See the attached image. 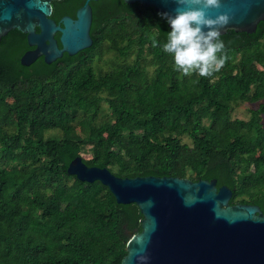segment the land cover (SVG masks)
<instances>
[{
  "label": "trees",
  "instance_id": "trees-1",
  "mask_svg": "<svg viewBox=\"0 0 264 264\" xmlns=\"http://www.w3.org/2000/svg\"><path fill=\"white\" fill-rule=\"evenodd\" d=\"M85 1H53L51 17ZM91 6L93 46L75 56L27 67V35L0 41V264H122L141 211L70 175L78 157L120 178L216 180L264 213V22L221 36L224 67L201 77L163 51L171 29L154 9ZM245 103L258 108L235 118Z\"/></svg>",
  "mask_w": 264,
  "mask_h": 264
},
{
  "label": "water",
  "instance_id": "water-1",
  "mask_svg": "<svg viewBox=\"0 0 264 264\" xmlns=\"http://www.w3.org/2000/svg\"><path fill=\"white\" fill-rule=\"evenodd\" d=\"M53 1L62 0H0V41L18 30L34 48L22 56L23 66L41 57L52 64L93 46L91 3L100 0H86L75 18L64 16L59 22L51 17ZM124 1L157 13L176 7L173 0ZM233 7L242 19L222 36L228 31L256 33L264 22V0H237ZM68 172L82 182H100L119 204L140 209L142 231L131 236L122 264H264L263 211L251 204L231 205L232 190L219 189L216 180L120 178L106 168L87 166L81 157L70 163Z\"/></svg>",
  "mask_w": 264,
  "mask_h": 264
},
{
  "label": "clouds",
  "instance_id": "clouds-1",
  "mask_svg": "<svg viewBox=\"0 0 264 264\" xmlns=\"http://www.w3.org/2000/svg\"><path fill=\"white\" fill-rule=\"evenodd\" d=\"M176 7L159 15L171 27L163 51L173 56L185 75L197 71L207 77L224 67L227 56L222 32L242 16L233 7L237 0H173ZM157 35L159 26L154 27ZM218 53L220 54L218 56Z\"/></svg>",
  "mask_w": 264,
  "mask_h": 264
},
{
  "label": "rangeland",
  "instance_id": "rangeland-1",
  "mask_svg": "<svg viewBox=\"0 0 264 264\" xmlns=\"http://www.w3.org/2000/svg\"><path fill=\"white\" fill-rule=\"evenodd\" d=\"M123 32H124L123 26H118L114 30L115 34H122ZM257 108H258V104H248V103L241 104L233 115L235 118L247 120L250 117V111Z\"/></svg>",
  "mask_w": 264,
  "mask_h": 264
},
{
  "label": "flooded vegetation",
  "instance_id": "flooded-vegetation-1",
  "mask_svg": "<svg viewBox=\"0 0 264 264\" xmlns=\"http://www.w3.org/2000/svg\"><path fill=\"white\" fill-rule=\"evenodd\" d=\"M33 49H34V48L31 47V49H29V50H27V51H30V50H33ZM27 51H26V52H27Z\"/></svg>",
  "mask_w": 264,
  "mask_h": 264
}]
</instances>
